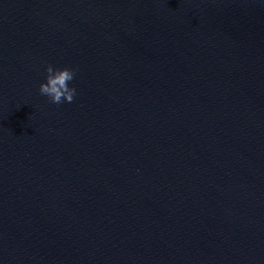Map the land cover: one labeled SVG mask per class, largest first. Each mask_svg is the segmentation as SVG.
<instances>
[{"label": "water", "instance_id": "water-1", "mask_svg": "<svg viewBox=\"0 0 264 264\" xmlns=\"http://www.w3.org/2000/svg\"><path fill=\"white\" fill-rule=\"evenodd\" d=\"M0 264H264V0H0Z\"/></svg>", "mask_w": 264, "mask_h": 264}, {"label": "clouds", "instance_id": "clouds-1", "mask_svg": "<svg viewBox=\"0 0 264 264\" xmlns=\"http://www.w3.org/2000/svg\"><path fill=\"white\" fill-rule=\"evenodd\" d=\"M45 83H41L38 92L45 96L52 104L72 103L76 95L75 87H69V83L74 80L76 69L62 68L54 69L52 65L45 67Z\"/></svg>", "mask_w": 264, "mask_h": 264}]
</instances>
